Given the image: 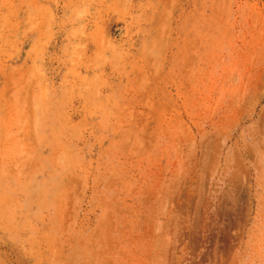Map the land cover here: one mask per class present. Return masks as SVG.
<instances>
[{
    "label": "rangeland",
    "instance_id": "rangeland-1",
    "mask_svg": "<svg viewBox=\"0 0 264 264\" xmlns=\"http://www.w3.org/2000/svg\"><path fill=\"white\" fill-rule=\"evenodd\" d=\"M0 264H264V0H0Z\"/></svg>",
    "mask_w": 264,
    "mask_h": 264
}]
</instances>
